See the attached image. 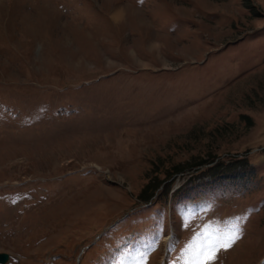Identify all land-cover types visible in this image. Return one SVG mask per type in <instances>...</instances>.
Returning <instances> with one entry per match:
<instances>
[{"label":"rangeland","instance_id":"374dc122","mask_svg":"<svg viewBox=\"0 0 264 264\" xmlns=\"http://www.w3.org/2000/svg\"><path fill=\"white\" fill-rule=\"evenodd\" d=\"M233 232L212 264H264V0H0L5 264H194Z\"/></svg>","mask_w":264,"mask_h":264},{"label":"snow or ice","instance_id":"6c2138e0","mask_svg":"<svg viewBox=\"0 0 264 264\" xmlns=\"http://www.w3.org/2000/svg\"><path fill=\"white\" fill-rule=\"evenodd\" d=\"M237 238L236 233L233 232L213 246L201 249L194 257V264H212L216 258V252L231 247Z\"/></svg>","mask_w":264,"mask_h":264},{"label":"trees","instance_id":"16d2710c","mask_svg":"<svg viewBox=\"0 0 264 264\" xmlns=\"http://www.w3.org/2000/svg\"><path fill=\"white\" fill-rule=\"evenodd\" d=\"M204 160H199L196 162V164H201L203 163ZM183 167H181L180 165H176L175 167H173L171 169V171H174L175 173L177 172H182L183 171ZM168 174V173H167ZM166 174V175H167ZM162 182L156 177V180H151L150 182H148L140 191L139 193V199H142V201H146L148 199L151 198L152 194L154 193V191L156 189H158L161 186Z\"/></svg>","mask_w":264,"mask_h":264},{"label":"water","instance_id":"95a60500","mask_svg":"<svg viewBox=\"0 0 264 264\" xmlns=\"http://www.w3.org/2000/svg\"><path fill=\"white\" fill-rule=\"evenodd\" d=\"M9 259V254L6 252H0V264H5Z\"/></svg>","mask_w":264,"mask_h":264},{"label":"bare ground","instance_id":"6f19581e","mask_svg":"<svg viewBox=\"0 0 264 264\" xmlns=\"http://www.w3.org/2000/svg\"><path fill=\"white\" fill-rule=\"evenodd\" d=\"M120 12V11H119ZM124 14V13H123ZM123 14H121V13H116L115 14V17L118 19V18H122L123 17Z\"/></svg>","mask_w":264,"mask_h":264}]
</instances>
